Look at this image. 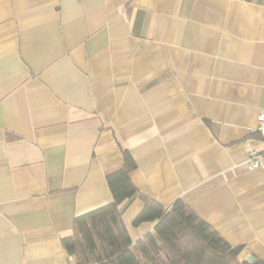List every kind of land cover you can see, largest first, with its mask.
Instances as JSON below:
<instances>
[{
  "label": "crops",
  "instance_id": "1",
  "mask_svg": "<svg viewBox=\"0 0 264 264\" xmlns=\"http://www.w3.org/2000/svg\"><path fill=\"white\" fill-rule=\"evenodd\" d=\"M263 109L264 0H0V264H75L62 237L123 146L137 187L264 259Z\"/></svg>",
  "mask_w": 264,
  "mask_h": 264
},
{
  "label": "trees",
  "instance_id": "2",
  "mask_svg": "<svg viewBox=\"0 0 264 264\" xmlns=\"http://www.w3.org/2000/svg\"><path fill=\"white\" fill-rule=\"evenodd\" d=\"M120 167L107 173L113 200L75 216L62 243L75 264H264V259L238 258L242 244H232L183 199L165 206L137 187L130 172L137 162L122 147ZM139 196L144 206L133 220L155 222L153 230L134 241L121 204Z\"/></svg>",
  "mask_w": 264,
  "mask_h": 264
},
{
  "label": "built area",
  "instance_id": "3",
  "mask_svg": "<svg viewBox=\"0 0 264 264\" xmlns=\"http://www.w3.org/2000/svg\"><path fill=\"white\" fill-rule=\"evenodd\" d=\"M258 120L259 125L256 132L260 135L263 145L257 146L253 138L248 139L246 163L249 168L262 167L264 169V109L259 113Z\"/></svg>",
  "mask_w": 264,
  "mask_h": 264
},
{
  "label": "water",
  "instance_id": "4",
  "mask_svg": "<svg viewBox=\"0 0 264 264\" xmlns=\"http://www.w3.org/2000/svg\"><path fill=\"white\" fill-rule=\"evenodd\" d=\"M256 257L254 256V255H251L250 257H249V259L250 260H254Z\"/></svg>",
  "mask_w": 264,
  "mask_h": 264
}]
</instances>
